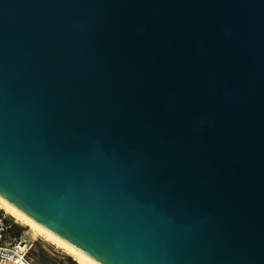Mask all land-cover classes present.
I'll list each match as a JSON object with an SVG mask.
<instances>
[{
	"label": "water",
	"instance_id": "1",
	"mask_svg": "<svg viewBox=\"0 0 264 264\" xmlns=\"http://www.w3.org/2000/svg\"><path fill=\"white\" fill-rule=\"evenodd\" d=\"M0 195L102 264H264V0H0Z\"/></svg>",
	"mask_w": 264,
	"mask_h": 264
},
{
	"label": "built area",
	"instance_id": "2",
	"mask_svg": "<svg viewBox=\"0 0 264 264\" xmlns=\"http://www.w3.org/2000/svg\"><path fill=\"white\" fill-rule=\"evenodd\" d=\"M12 218L0 210V264H33L29 259L35 238L28 232L14 231Z\"/></svg>",
	"mask_w": 264,
	"mask_h": 264
},
{
	"label": "bare ground",
	"instance_id": "3",
	"mask_svg": "<svg viewBox=\"0 0 264 264\" xmlns=\"http://www.w3.org/2000/svg\"><path fill=\"white\" fill-rule=\"evenodd\" d=\"M0 209L12 216L14 219L28 226L33 232L43 236L46 240L61 248L65 253L69 254L78 264H102L95 258L86 254L70 242L66 241L50 229L46 228L14 204L6 200L0 195Z\"/></svg>",
	"mask_w": 264,
	"mask_h": 264
},
{
	"label": "rangeland",
	"instance_id": "4",
	"mask_svg": "<svg viewBox=\"0 0 264 264\" xmlns=\"http://www.w3.org/2000/svg\"><path fill=\"white\" fill-rule=\"evenodd\" d=\"M0 210L1 212L5 213L6 216H8L9 218H12L15 224L14 231L28 232L36 240H41L45 248H47L50 252H53L52 250H55L54 252L57 256H54L52 253H50L49 251L41 247L37 246L33 248L29 254V259L31 260L33 264H78L71 256H70L71 259H67L65 255H68V254L65 253L61 248L51 243L50 241L46 240L43 236L39 235L38 233L33 232L28 226L14 219L12 216L4 212L2 209ZM59 255L63 256V258L58 257Z\"/></svg>",
	"mask_w": 264,
	"mask_h": 264
},
{
	"label": "crops",
	"instance_id": "5",
	"mask_svg": "<svg viewBox=\"0 0 264 264\" xmlns=\"http://www.w3.org/2000/svg\"><path fill=\"white\" fill-rule=\"evenodd\" d=\"M41 247V248H43V249H46L47 251H49L47 248H45V246H44V244L41 242V240H36L35 239V242H34V247L33 248H35V247ZM53 252H50V253H52L54 256H57L56 254H55V250H52ZM58 257H60V258H63V256H61V255H59Z\"/></svg>",
	"mask_w": 264,
	"mask_h": 264
},
{
	"label": "trees",
	"instance_id": "6",
	"mask_svg": "<svg viewBox=\"0 0 264 264\" xmlns=\"http://www.w3.org/2000/svg\"><path fill=\"white\" fill-rule=\"evenodd\" d=\"M24 225H25V224H24ZM68 255H69V254H68ZM68 255H65V257H66L67 259H71V258H70V255H69V256H68Z\"/></svg>",
	"mask_w": 264,
	"mask_h": 264
}]
</instances>
